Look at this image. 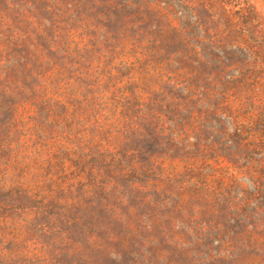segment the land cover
Returning <instances> with one entry per match:
<instances>
[{
	"label": "rangeland",
	"instance_id": "374dc122",
	"mask_svg": "<svg viewBox=\"0 0 264 264\" xmlns=\"http://www.w3.org/2000/svg\"><path fill=\"white\" fill-rule=\"evenodd\" d=\"M0 264H264V0H0Z\"/></svg>",
	"mask_w": 264,
	"mask_h": 264
}]
</instances>
